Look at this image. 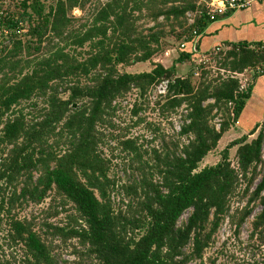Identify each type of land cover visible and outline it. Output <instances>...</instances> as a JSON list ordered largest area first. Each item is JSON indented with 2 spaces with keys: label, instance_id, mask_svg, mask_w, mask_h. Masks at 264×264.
<instances>
[{
  "label": "trees",
  "instance_id": "trees-1",
  "mask_svg": "<svg viewBox=\"0 0 264 264\" xmlns=\"http://www.w3.org/2000/svg\"><path fill=\"white\" fill-rule=\"evenodd\" d=\"M91 1H11L9 12L25 29L0 51V251L10 252L0 264H59L56 239L63 246L75 241L76 264H188L203 260L226 218L239 232L254 203L261 212L251 223L250 241L264 245V174L257 173L264 122L231 141L217 164L200 168L250 98L251 85L239 92L237 76L256 69L253 80L264 76V49L239 43L213 51L219 70L229 74L216 79L208 77L207 67L198 79L194 73L176 77V66L198 60L187 46L169 68L152 64L150 72L122 73L120 68L152 63L166 50L167 36L179 42L197 29L202 37L212 24L205 4L107 0L89 8ZM165 81L166 93L152 100ZM130 95L132 127L145 122L139 117L145 110L159 118L186 109L188 123L177 136L187 144L179 154L147 151L113 122ZM215 111L222 114L218 130L211 125ZM146 129L160 131L152 123ZM109 140L129 157L132 177L126 184L110 176L102 153ZM234 148L236 166L229 159ZM245 197L247 204L230 214L231 200ZM46 200L71 208L64 211L67 224L43 226L48 235L33 221L11 215L18 203Z\"/></svg>",
  "mask_w": 264,
  "mask_h": 264
},
{
  "label": "rangeland",
  "instance_id": "rangeland-1",
  "mask_svg": "<svg viewBox=\"0 0 264 264\" xmlns=\"http://www.w3.org/2000/svg\"><path fill=\"white\" fill-rule=\"evenodd\" d=\"M46 4H51L55 0H45ZM107 0H92L91 4H89V8L96 7L99 3L104 4ZM199 1H206V0H199ZM74 17H80V13L74 12ZM139 25L141 27L150 28L152 27L151 24L146 23L145 21H140ZM143 28V29H145ZM179 29H176L178 31ZM166 31H169V28H166ZM166 43L165 44V51L163 53L158 54L157 57H155L153 62H148L144 64H137L130 68H120V71L122 73H128V74H140L145 72H150L153 69L152 64H160L165 68H169L174 63V59L178 58L180 55L179 50V44L181 41H176L174 37L167 36L165 38ZM171 52V55L174 56L170 58L168 56V53ZM212 53V52H211ZM205 58L204 61H206L204 64L199 62V59L194 64L191 63H183L181 65H178L176 67V77H187L190 74L194 73V79H198L200 75V68L201 67H207V71L210 78L216 79L217 77H225L229 76L228 73H224L223 71L219 70V61L214 58V53L212 55H204ZM259 69H256L255 71L252 70V72L248 71V74L251 75L250 77L243 76H237L239 82H242V84H248L249 80L254 76L255 73L259 72ZM247 74V73H246ZM247 76V75H246ZM236 77V76H235ZM245 79H248L246 81ZM245 80V81H244ZM241 85V84H240ZM133 94V93H132ZM128 101H124L123 103H126L125 105L121 103L122 106L119 107L118 110H116L115 117L113 118V122H115L120 129H127V135L129 137H138L139 139V145L143 146V149H146L147 151H151L152 149L157 150L158 152L164 151L173 153L176 151L177 154L181 152V149L184 145L187 144V140L180 139L177 134H175L172 130V124L170 120L172 117L170 115L161 116V117H155L151 111L145 110L143 111L139 117L143 119L145 122L138 125L137 127L133 126L136 119L131 118L130 111L131 108L130 105H133L134 97L133 95H130L128 98ZM211 103V102H208ZM76 107V106H73ZM34 108V107H33ZM186 110V109H184ZM180 110L177 111L174 115H180ZM216 113V114H214ZM213 113V118L211 119V125L215 124L216 120L221 121V116L216 111ZM181 115H184L182 112ZM222 115V114H221ZM112 120V118H111ZM152 121V122H150ZM152 123L154 125H159V132H150L146 129V124ZM106 135V133H105ZM232 140H229L228 138L224 139L223 141L218 143V147L215 151L210 153L203 163L200 165V168L213 166L217 164L221 160V154L226 149L227 145ZM116 142L114 140H109L104 148L102 149V153L104 157H106L110 161V176L112 179H114L119 185L126 184L128 180L132 177V171L130 167V161L129 157H127L126 154L121 152L120 148H117ZM179 145L178 150H176V146ZM101 149L99 148V151ZM235 152L236 148L231 149L229 151V159L232 162L234 166H236L235 162ZM146 159V158H145ZM257 173L259 175L264 174V160H261V163L258 165ZM260 178L256 180L254 186L251 189V192L254 190L256 184L259 182ZM248 201V197H245L243 199H233L230 202V214H232L236 209L243 208ZM52 203V202H51ZM50 200H46L44 203L40 205H32V204H25V203H18L19 206L15 207L12 210L11 215H16L19 219H28L34 222V224L41 228L42 227V233L43 234H50L51 230L48 232H45L44 225L50 224L53 226H63L67 224L68 219L66 216V212L64 211H70V207H66V209H63L60 207L59 203H52L53 205L50 206ZM116 205L120 204V202H116ZM254 206L253 212L251 216L245 221V223L240 227L239 232H235L233 227L230 226V220L229 218H226L225 221L221 224L218 232L213 238V242L210 245V247L205 251L203 260L200 261H192L188 264H210L211 262H214V264H264V245L257 246V244H254V241H250V235H251V223L254 220V218L261 212V207L258 205V203L252 204ZM57 214V216H55ZM71 212H69L70 214ZM189 212H186L182 218L179 221V225H182L184 222H186V219ZM2 216L5 217V214H2ZM1 216V217H2ZM9 218V217H5ZM5 227V226H3ZM4 232L0 233V242L1 244L4 243ZM51 238V236H48ZM57 241V239L55 240ZM54 245L57 248V254L60 256L59 264H62L63 262L68 264H76L77 259L72 254L73 247L72 245H75V241H67L66 245L63 246L60 242H55ZM4 248V247H3ZM10 255V252L4 248L3 251H0V261ZM87 264L90 262H86Z\"/></svg>",
  "mask_w": 264,
  "mask_h": 264
},
{
  "label": "crops",
  "instance_id": "crops-1",
  "mask_svg": "<svg viewBox=\"0 0 264 264\" xmlns=\"http://www.w3.org/2000/svg\"><path fill=\"white\" fill-rule=\"evenodd\" d=\"M239 43L248 44L250 49L256 45H260L264 49V2H255L250 8L229 14L210 24L200 38L199 52L201 55H208L213 51L214 53L218 52L217 49L225 46L231 47ZM169 54L171 55V52L168 53L170 58ZM172 57L174 56L171 55ZM248 71L241 74L240 78L241 76L243 78L250 77ZM253 78L254 76L246 84L247 87L251 85V93L241 116L236 124L225 133L221 141L226 138L232 141L240 139L264 122V76L256 80ZM245 80L248 81V79ZM253 137L251 136L249 139Z\"/></svg>",
  "mask_w": 264,
  "mask_h": 264
},
{
  "label": "built area",
  "instance_id": "built-area-1",
  "mask_svg": "<svg viewBox=\"0 0 264 264\" xmlns=\"http://www.w3.org/2000/svg\"><path fill=\"white\" fill-rule=\"evenodd\" d=\"M11 1L12 0H0V51L5 47L10 46L14 40L21 38L25 29L23 23L17 22V19L9 12L12 4ZM202 2L205 4L208 20L211 23H214L229 14L250 8L255 2H264V0H211L210 2ZM188 24L191 26L194 25V20L191 15H188ZM200 38L201 34H199L197 29H194L190 36L184 37L181 40L179 50L182 51L186 46L189 47L192 55L197 56L199 62L204 64L206 62L203 59L205 56L199 53ZM216 51H219V49ZM167 87L168 82H162L152 93L151 99L156 100L157 97L163 96L166 93ZM247 88L246 84H241L239 92H242ZM184 109L185 108L180 109V115H174L170 120L172 130L175 134H179L184 124L188 123V121H185L188 112ZM182 112L184 115H181ZM220 123V120L215 121L216 130L219 129ZM261 160H264V140L262 144Z\"/></svg>",
  "mask_w": 264,
  "mask_h": 264
}]
</instances>
